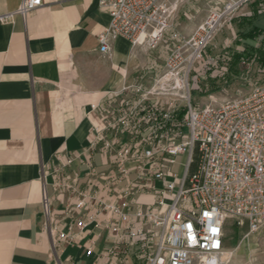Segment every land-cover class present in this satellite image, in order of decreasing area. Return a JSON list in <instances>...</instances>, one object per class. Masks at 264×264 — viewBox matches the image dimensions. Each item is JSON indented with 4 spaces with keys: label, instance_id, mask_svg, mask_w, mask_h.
I'll return each instance as SVG.
<instances>
[{
    "label": "crops",
    "instance_id": "obj_1",
    "mask_svg": "<svg viewBox=\"0 0 264 264\" xmlns=\"http://www.w3.org/2000/svg\"><path fill=\"white\" fill-rule=\"evenodd\" d=\"M21 2L0 0V264H108L113 250L125 253V264H139L137 242L113 234L117 215L101 203L115 202L136 173L119 179L120 165L99 146V135L112 122L108 139L115 133L127 141L115 122L137 104L134 86L153 84L167 44L148 48L118 35L102 52L99 35L111 18L100 0H41L26 17ZM263 18L256 22L262 29ZM145 182L127 196L131 225L146 222L135 213L163 187L162 180ZM43 190L52 222L71 230L73 243L52 248ZM80 199L84 213L97 214L84 229L64 215Z\"/></svg>",
    "mask_w": 264,
    "mask_h": 264
},
{
    "label": "built area",
    "instance_id": "obj_2",
    "mask_svg": "<svg viewBox=\"0 0 264 264\" xmlns=\"http://www.w3.org/2000/svg\"><path fill=\"white\" fill-rule=\"evenodd\" d=\"M182 1L100 0L111 18L99 35L100 50L108 52L118 35L134 45L155 47L173 25ZM252 1L224 0L221 8L210 9L184 45L190 46L189 57L183 56V45L177 47L167 61L168 71L159 80L155 78L147 89L134 86L137 104L115 122L128 134L127 141L117 140L115 133L112 140L108 139L112 122L99 135V146L105 153L113 151V160L120 165L119 179L136 173L135 179L121 188L115 202L100 201L117 215L111 223L113 234H125L137 242L139 264H224L219 256L225 249L229 219L239 226L247 225L251 232L264 229V86L217 105L194 107L184 65L186 60L194 62L201 57L216 32ZM39 6L41 0H22L18 12L26 17ZM161 95L187 99L188 110L182 121L173 119L180 106L168 102V107H163L157 100ZM170 127L179 128V133L170 135ZM179 157L180 171L173 172L172 165ZM147 179L162 180L163 187L155 202L135 213L146 222L131 225L127 196L134 185L144 186ZM58 185L73 186L62 182ZM42 203L52 248L60 241L73 243L71 230L52 222L51 199L46 190ZM85 206V200L80 199L64 212L67 217L74 215L80 229L97 217L96 213H84ZM86 253L91 255L92 248ZM124 256L113 250L108 264H125Z\"/></svg>",
    "mask_w": 264,
    "mask_h": 264
},
{
    "label": "rangeland",
    "instance_id": "obj_3",
    "mask_svg": "<svg viewBox=\"0 0 264 264\" xmlns=\"http://www.w3.org/2000/svg\"><path fill=\"white\" fill-rule=\"evenodd\" d=\"M223 4L224 0L179 2L173 25L164 33L165 38H162V41H167H163L167 44V57L158 68L155 76L157 80L168 71L167 61L171 54L177 47L189 42L195 28L205 21L210 9L221 8ZM251 4L250 11H244V7ZM245 6L216 32L201 57L194 62H184L189 83L188 95L194 107L217 105L244 96L256 86H264V29L256 25V22L261 24L264 16V0H254ZM182 52L184 57H189L190 46H184ZM157 100L163 107H168V102L180 106L174 112L173 119L183 120L188 110L187 99L161 95ZM179 131V128L173 127L168 130L172 136ZM180 160L181 157L177 158L172 165L173 172L180 171ZM251 235L253 246L251 250H245L244 241ZM225 241L224 254L219 256L220 260L224 259V264H264V229L253 233L247 225L239 226L233 219H229Z\"/></svg>",
    "mask_w": 264,
    "mask_h": 264
},
{
    "label": "bare ground",
    "instance_id": "obj_4",
    "mask_svg": "<svg viewBox=\"0 0 264 264\" xmlns=\"http://www.w3.org/2000/svg\"><path fill=\"white\" fill-rule=\"evenodd\" d=\"M256 232V231H255ZM255 232H253V233H255ZM258 232V231H257ZM252 238H253V235H251L250 237H249V239L247 240L246 239V241H244V246H245V250H251V247L253 246V240H252ZM224 251H225V249L223 250V252L221 253V255H223L224 254ZM221 258V257H220ZM222 259V258H221ZM222 260H224V259H222Z\"/></svg>",
    "mask_w": 264,
    "mask_h": 264
},
{
    "label": "trees",
    "instance_id": "obj_5",
    "mask_svg": "<svg viewBox=\"0 0 264 264\" xmlns=\"http://www.w3.org/2000/svg\"><path fill=\"white\" fill-rule=\"evenodd\" d=\"M248 36H252V34H249ZM198 160V155H196V161Z\"/></svg>",
    "mask_w": 264,
    "mask_h": 264
}]
</instances>
